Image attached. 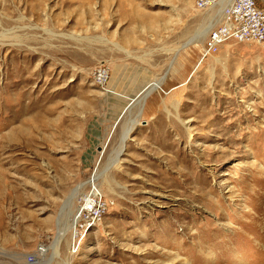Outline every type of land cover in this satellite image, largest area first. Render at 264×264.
I'll list each match as a JSON object with an SVG mask.
<instances>
[{"label": "rangeland", "instance_id": "obj_1", "mask_svg": "<svg viewBox=\"0 0 264 264\" xmlns=\"http://www.w3.org/2000/svg\"><path fill=\"white\" fill-rule=\"evenodd\" d=\"M195 3L0 0V264H264V47Z\"/></svg>", "mask_w": 264, "mask_h": 264}, {"label": "built area", "instance_id": "obj_2", "mask_svg": "<svg viewBox=\"0 0 264 264\" xmlns=\"http://www.w3.org/2000/svg\"><path fill=\"white\" fill-rule=\"evenodd\" d=\"M223 1L226 0H196L195 4L197 9L205 10ZM229 40L254 42L264 47V8L260 7L256 0H230L223 10L221 22L212 28L207 36L203 56L217 53ZM92 79L99 87L105 88L110 79V68L103 64L97 66L93 70ZM99 199L97 204L88 209H80L77 240L75 238L72 250L78 251L80 248L82 238L79 236L82 230L87 231L90 227L96 226L106 213L108 203ZM44 249V244L39 245L37 250L29 255V261L31 263L35 261Z\"/></svg>", "mask_w": 264, "mask_h": 264}, {"label": "bare ground", "instance_id": "obj_3", "mask_svg": "<svg viewBox=\"0 0 264 264\" xmlns=\"http://www.w3.org/2000/svg\"><path fill=\"white\" fill-rule=\"evenodd\" d=\"M229 2H230V0H226V1H223V2H221L220 4H217L216 5V8L218 7V9H215L214 7L215 6H213V7H211L210 9L214 12V14L213 15H210V18H209V24H208V26H206V28L204 29V30H202L200 33H203L202 34V36H204V34H206L207 32H209V30L212 28V27H214L215 26V24H213L212 23V20H213V18L214 17H220V19L222 20V17H223V10H224V8L229 4ZM219 12V13H218ZM215 13H216V15H215ZM216 19V18H215ZM214 19V20H215ZM219 19V20H220ZM218 19H216V21H219ZM218 23V22H217ZM213 24V25H212ZM132 131V129H129V130H127L126 131V133H125V135H124V137H123V139H122V146L124 147V142H125V139H126V137L130 134V132ZM122 148V147H121ZM123 150V149H122ZM122 152V151H121ZM118 156H119V154H118ZM118 156H116V159H113V161H114V163L117 161V160H119L118 159ZM116 164V163H115ZM78 190H79V188H77V189H75V191H74V193L72 194V196H75L76 195V193H78ZM95 200V199H94ZM94 204H97V201L95 200V203Z\"/></svg>", "mask_w": 264, "mask_h": 264}, {"label": "water", "instance_id": "obj_4", "mask_svg": "<svg viewBox=\"0 0 264 264\" xmlns=\"http://www.w3.org/2000/svg\"><path fill=\"white\" fill-rule=\"evenodd\" d=\"M148 86H150V85H148ZM148 86H147V87H148ZM147 87H146V88H147ZM134 100H135V99H134ZM134 100L131 101V104L128 106V108L131 107V105L133 104Z\"/></svg>", "mask_w": 264, "mask_h": 264}, {"label": "crops", "instance_id": "obj_5", "mask_svg": "<svg viewBox=\"0 0 264 264\" xmlns=\"http://www.w3.org/2000/svg\"><path fill=\"white\" fill-rule=\"evenodd\" d=\"M261 1H264V0H261ZM256 2H257V4H258L260 7L264 8L263 6H261V5L259 4L258 0H256Z\"/></svg>", "mask_w": 264, "mask_h": 264}]
</instances>
